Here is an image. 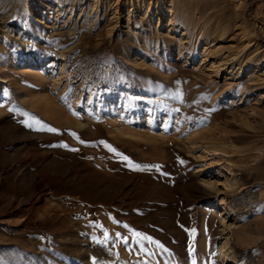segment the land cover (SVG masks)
I'll return each mask as SVG.
<instances>
[{
	"label": "rangeland",
	"instance_id": "374dc122",
	"mask_svg": "<svg viewBox=\"0 0 264 264\" xmlns=\"http://www.w3.org/2000/svg\"><path fill=\"white\" fill-rule=\"evenodd\" d=\"M0 264H264V0H0Z\"/></svg>",
	"mask_w": 264,
	"mask_h": 264
},
{
	"label": "snow or ice",
	"instance_id": "6c2138e0",
	"mask_svg": "<svg viewBox=\"0 0 264 264\" xmlns=\"http://www.w3.org/2000/svg\"><path fill=\"white\" fill-rule=\"evenodd\" d=\"M30 126V125H29ZM49 131H56L55 129H48ZM125 159H127L126 157H125ZM137 235H139V233H137ZM145 239H148L147 237H145Z\"/></svg>",
	"mask_w": 264,
	"mask_h": 264
},
{
	"label": "bare ground",
	"instance_id": "6f19581e",
	"mask_svg": "<svg viewBox=\"0 0 264 264\" xmlns=\"http://www.w3.org/2000/svg\"><path fill=\"white\" fill-rule=\"evenodd\" d=\"M205 185H206V186H208V184H207V183H206Z\"/></svg>",
	"mask_w": 264,
	"mask_h": 264
}]
</instances>
